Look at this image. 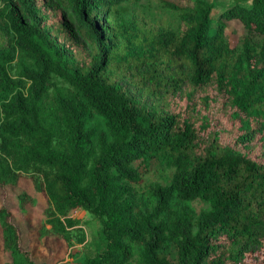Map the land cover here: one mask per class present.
Wrapping results in <instances>:
<instances>
[{
	"label": "trees",
	"instance_id": "1",
	"mask_svg": "<svg viewBox=\"0 0 264 264\" xmlns=\"http://www.w3.org/2000/svg\"><path fill=\"white\" fill-rule=\"evenodd\" d=\"M231 1L0 0V189L32 173L68 246L97 218L84 264H264V0ZM0 227L6 264H46Z\"/></svg>",
	"mask_w": 264,
	"mask_h": 264
},
{
	"label": "rangeland",
	"instance_id": "2",
	"mask_svg": "<svg viewBox=\"0 0 264 264\" xmlns=\"http://www.w3.org/2000/svg\"><path fill=\"white\" fill-rule=\"evenodd\" d=\"M216 3L213 11L214 17L220 9L231 4V0H207ZM151 11L157 16L165 17L167 13L156 6H152ZM161 13V14H160ZM242 28L237 22H229L226 33L234 44L237 41ZM55 89L47 100V105L51 106L52 94L57 89L65 88V84L56 81ZM54 113L53 106L46 107L45 117L52 119ZM227 134V133H226ZM172 173V168L166 164L156 165L151 172L144 175L145 183L153 180L164 181ZM33 174L28 172L20 176L16 185L7 186L0 189V206L6 205L12 213L14 222L17 224L22 239V246L32 251L33 257L38 262L46 264H84L88 255L100 249L101 244V225L100 221L84 211L77 209L70 213V217L75 221L74 226L69 229L71 244L68 246L62 239L50 232L51 225L46 224L45 209L47 200L44 194L34 186ZM197 207L199 203L194 204ZM39 227H41L39 229ZM175 252L170 254L174 260ZM14 264H23L22 261L14 256ZM11 261L10 253L4 250L0 227V264Z\"/></svg>",
	"mask_w": 264,
	"mask_h": 264
}]
</instances>
